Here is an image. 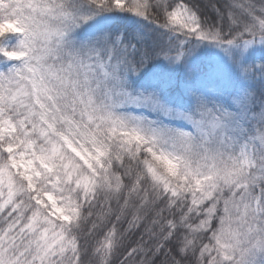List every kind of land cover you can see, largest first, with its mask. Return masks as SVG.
<instances>
[{"label":"trees","instance_id":"16d2710c","mask_svg":"<svg viewBox=\"0 0 264 264\" xmlns=\"http://www.w3.org/2000/svg\"><path fill=\"white\" fill-rule=\"evenodd\" d=\"M39 2L79 17V31L91 32L98 46L106 45L112 30L121 27L136 48L124 67L133 75L134 86L156 87L174 105L208 100L204 94L213 91L226 112H241L239 123L245 137L254 140L256 161L253 182H246L254 184L250 195H260L264 204V0H129L124 7L110 0ZM179 5L196 14L204 32L215 29L224 38L202 41L195 51L199 40L193 37L182 46L188 37L178 35L169 20ZM22 36L0 32V168L10 172L16 193L10 205L5 197L0 200V264H227L221 258L219 235L240 219L236 206L244 200L243 192L231 196V188L224 186L201 201L190 178L170 168L152 145H133L120 135L109 143L99 141L103 159L96 173L79 165L73 179L61 156L51 157L39 145L35 127L42 119L20 100L9 105L5 93L4 76L22 54ZM246 40L257 46L249 56L243 50ZM204 42L208 45L202 46ZM215 48H225L228 54L220 56ZM189 50L194 87L187 69H160L158 63L163 56ZM230 95L239 96V105L230 104ZM48 129V135L56 136ZM27 151L35 154L32 169L15 172L10 157ZM41 164L47 168L42 170ZM83 178L91 182L89 187L78 183ZM47 197L66 211L73 209L72 221L53 218Z\"/></svg>","mask_w":264,"mask_h":264},{"label":"rangeland","instance_id":"374dc122","mask_svg":"<svg viewBox=\"0 0 264 264\" xmlns=\"http://www.w3.org/2000/svg\"><path fill=\"white\" fill-rule=\"evenodd\" d=\"M39 1L0 0V32L23 35L22 54L4 76L7 102L11 105L20 100L23 108L30 107L36 119L40 116L41 125L38 121L35 127L39 145L51 157L61 156L73 179L79 165L96 173L103 159V145L99 141L109 143L112 136L120 135L125 141L132 140L133 145H152L170 168L190 178L201 201L208 200L224 186L231 188V196L243 192L244 200L235 205L240 219L236 218L227 231L222 230L226 235L221 236L223 232L219 235L221 258L227 264H264V204L260 195L254 198L250 195L249 187L254 189V184L248 186L246 182H253L256 161L254 140L245 137L246 129L239 123L242 113L226 112L213 91L204 94L208 100L197 103L180 100V104L174 105L156 87L134 86L133 75L124 67L136 48L126 41L121 27L112 30L106 45L103 42L98 46L89 37L91 32L79 31V17L60 13ZM94 1L108 3V0ZM110 1L114 6L124 7L129 0ZM169 20L178 35L188 37L182 46L189 44L190 37L199 40L193 51L202 41L224 38L215 29L204 32L196 14L185 5H179ZM205 45L208 44L204 42L202 46ZM243 50L249 56L257 46L250 40L243 43ZM215 51L223 57L228 54L225 48ZM259 56L256 51L255 58ZM192 61L190 53L180 52L163 56L158 63L160 69L164 65L187 69L188 82L194 87ZM205 70L201 67V72ZM222 74L227 75V71ZM238 97L227 98L231 105L237 106ZM8 128L13 127L9 124ZM48 128L56 131V136L48 135L51 133ZM34 156L30 151L19 158L12 155L10 168L18 173L31 170ZM40 168L44 170L47 165L41 164ZM5 169L0 168V200L5 197L6 205H10L16 193L12 190L10 172ZM78 183L87 188L91 182L83 178ZM193 198L197 199V195ZM251 198L254 200L248 206ZM46 200L53 218L72 221L73 209L66 211L52 197Z\"/></svg>","mask_w":264,"mask_h":264}]
</instances>
